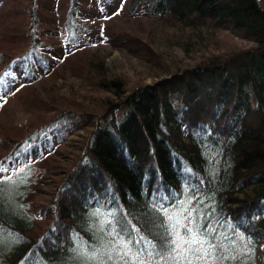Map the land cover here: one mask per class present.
I'll return each mask as SVG.
<instances>
[{
	"label": "trees",
	"instance_id": "obj_1",
	"mask_svg": "<svg viewBox=\"0 0 264 264\" xmlns=\"http://www.w3.org/2000/svg\"><path fill=\"white\" fill-rule=\"evenodd\" d=\"M156 27L168 33L163 44L201 56L167 64L153 47ZM94 45L143 59L152 82L129 88L100 63L91 73L84 52ZM67 75L79 87L60 92ZM10 99L26 118L0 129V264L147 261V242L161 254L151 263L167 264V218L181 211L182 223L236 257L223 264H264V14L255 0H0V109ZM69 128L87 133L61 147Z\"/></svg>",
	"mask_w": 264,
	"mask_h": 264
},
{
	"label": "rangeland",
	"instance_id": "obj_2",
	"mask_svg": "<svg viewBox=\"0 0 264 264\" xmlns=\"http://www.w3.org/2000/svg\"><path fill=\"white\" fill-rule=\"evenodd\" d=\"M115 4H111V6L107 7L105 10L110 11ZM123 9V8H122ZM104 10V12H106ZM124 10V9H123ZM122 11V10H121ZM143 27V26H142ZM152 27V26H149ZM154 28V27H153ZM94 29L88 32L89 35H93ZM56 29H52L47 34L49 37H52V34H55ZM166 31L161 30L159 27H156L152 34L155 36L153 47L154 49L163 55L164 61L171 66H191L195 63V61L201 56L202 52L197 51L196 53L192 54L190 51H181L177 48H170V44H163V37L164 35L168 36ZM91 38V37H90ZM90 39H87L89 41ZM157 40V42H156ZM238 41V40H237ZM208 50H204L203 53L207 52ZM84 56H86V63H90L89 69L90 72L95 74V64H102L103 68H106V77L109 79L118 74H124L129 81L128 85L129 88L132 87V82H139V83H151L152 79L148 75V63L144 62L143 59H138L137 57L129 54L124 49L116 50L111 49L108 45H94L88 46L86 52H84ZM79 87L78 80L74 76H68L64 80L57 79L55 87H60V92L69 91L71 87ZM36 87L40 88L39 85ZM86 90H80V93L85 92ZM86 104V101H84ZM26 118V115L23 112L22 107L16 102L14 99L9 100V104L0 109V129L8 130L9 128L14 127L15 125L19 124L23 119ZM86 130H76L72 131V129H68L64 134V138L62 139L61 147L68 146L69 144L74 143L75 141L81 140L83 136L86 135ZM61 139V138H60ZM58 138V140H60ZM60 147V148H61ZM61 150H63L61 148ZM67 154H61L58 159L59 162L62 164L67 163ZM61 178V175L53 176L51 179L46 181V185L42 186L43 193L37 196V200H44L49 196L51 191L56 186L55 182ZM169 226V225H168ZM125 260V264H140V259L130 258V259H123ZM122 261V262H123ZM151 264H160V262L154 261ZM167 264H175L174 261L171 259L168 260Z\"/></svg>",
	"mask_w": 264,
	"mask_h": 264
},
{
	"label": "snow or ice",
	"instance_id": "obj_3",
	"mask_svg": "<svg viewBox=\"0 0 264 264\" xmlns=\"http://www.w3.org/2000/svg\"><path fill=\"white\" fill-rule=\"evenodd\" d=\"M5 171L7 169H4ZM186 211V209H185ZM183 211L180 213L173 212L168 216L169 223V236L170 239L168 244L170 246L169 258L175 262V264H223V261L229 259H236L232 256L228 249L223 251L228 254H222L220 249L222 245L213 243L211 238H209L205 233L201 232L199 229L189 226L192 221L188 224L182 223ZM186 219V217H184ZM183 230V234L181 232ZM119 235V233H117ZM144 240L136 241V244H140ZM131 244L132 241H127ZM150 245V250H147V261L141 260L140 264H151V259L155 255H161L155 252L156 245H152L151 242H147V246ZM123 259L124 256L128 255L129 249L126 247L122 248ZM111 259V256L109 257Z\"/></svg>",
	"mask_w": 264,
	"mask_h": 264
},
{
	"label": "water",
	"instance_id": "obj_4",
	"mask_svg": "<svg viewBox=\"0 0 264 264\" xmlns=\"http://www.w3.org/2000/svg\"><path fill=\"white\" fill-rule=\"evenodd\" d=\"M255 2L257 3L258 7L260 8L262 13L264 14V0H255Z\"/></svg>",
	"mask_w": 264,
	"mask_h": 264
},
{
	"label": "bare ground",
	"instance_id": "obj_5",
	"mask_svg": "<svg viewBox=\"0 0 264 264\" xmlns=\"http://www.w3.org/2000/svg\"><path fill=\"white\" fill-rule=\"evenodd\" d=\"M157 261V260H156Z\"/></svg>",
	"mask_w": 264,
	"mask_h": 264
}]
</instances>
